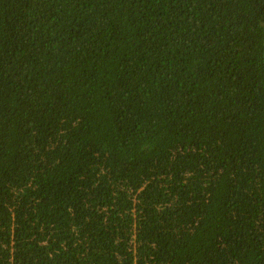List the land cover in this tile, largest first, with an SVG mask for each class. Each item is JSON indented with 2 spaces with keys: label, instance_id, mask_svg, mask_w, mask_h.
<instances>
[{
  "label": "trees",
  "instance_id": "obj_1",
  "mask_svg": "<svg viewBox=\"0 0 264 264\" xmlns=\"http://www.w3.org/2000/svg\"><path fill=\"white\" fill-rule=\"evenodd\" d=\"M0 264H264V0H0Z\"/></svg>",
  "mask_w": 264,
  "mask_h": 264
}]
</instances>
